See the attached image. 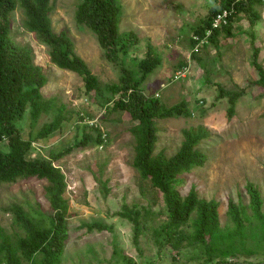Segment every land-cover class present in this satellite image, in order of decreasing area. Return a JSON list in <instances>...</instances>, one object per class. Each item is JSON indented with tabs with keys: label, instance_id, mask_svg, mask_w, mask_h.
Returning <instances> with one entry per match:
<instances>
[{
	"label": "rangeland",
	"instance_id": "1",
	"mask_svg": "<svg viewBox=\"0 0 264 264\" xmlns=\"http://www.w3.org/2000/svg\"><path fill=\"white\" fill-rule=\"evenodd\" d=\"M120 1L123 6L121 32L134 31L141 39L129 51L125 64L137 68V61L151 43L162 62L143 83L145 94L159 95L158 99L167 107L184 101L189 114L157 122L155 154L163 152L168 158L174 156L184 141V131L204 129L208 137L199 149L208 160L203 167H195L186 173L178 190L181 196H186L196 187L201 198L218 201L222 228L231 229L234 225L227 215L229 199L248 205L249 198L244 191L248 182L258 186L264 199V89L255 83L259 75L252 66L254 46L261 49L259 62L264 66V6L257 8V18L240 15L236 37L227 38L222 34L219 49L212 43L207 44L198 53L201 59L198 61L192 57L194 29L212 6H218L219 0ZM77 4L78 0H52L54 31L69 33L76 54L102 84L118 82L122 64L108 62L93 32L76 22ZM10 20L13 39L33 50L34 64L42 68L48 79L42 90L44 97L55 98L59 105L67 107L68 112L71 110L63 129L46 141L34 144L29 158L49 157L51 151L70 146L82 135L85 124L98 126L106 140L103 146L92 145L55 162L66 176L65 197L70 204V239L61 264H113L111 261L117 260L115 245L135 264H215L207 262L205 252L191 247L181 248L180 254L170 246L159 251L153 232L168 221V213L163 194L154 189L150 181H144L132 165L136 142L130 130L135 122L129 114L106 113V107L97 102L94 93L86 94L84 82L77 74L54 65L49 49L25 29L21 9L13 12ZM181 63H191V73L187 79L171 84ZM218 84L228 91L245 92L231 120L227 116L228 99L219 97ZM79 113L85 121H79ZM54 115H43L33 128L27 114L19 123L24 138L29 137L30 131H37L51 121ZM91 132L97 135L95 131ZM101 172L102 179L108 181L111 188L107 198L103 197L96 180ZM47 185V181L31 178L0 186V225L9 234H23L14 222V214L7 211L13 206L48 215ZM124 204L130 208H151L155 212L150 228L140 238V250L134 243L132 225L117 216L124 211ZM94 222L113 226L114 232L94 230L89 233L83 228V224ZM191 232L192 229L186 228L187 235ZM249 236L247 247L254 242ZM263 255L241 254L232 261L259 263L264 261ZM116 264L127 263L119 258Z\"/></svg>",
	"mask_w": 264,
	"mask_h": 264
},
{
	"label": "trees",
	"instance_id": "2",
	"mask_svg": "<svg viewBox=\"0 0 264 264\" xmlns=\"http://www.w3.org/2000/svg\"><path fill=\"white\" fill-rule=\"evenodd\" d=\"M233 1L219 0L218 6H212L206 17L199 22L194 34L205 35L217 13L229 8ZM263 6L261 0H247L238 4L229 24L215 31L209 43L219 49L222 34L234 38L233 24L239 20L240 15L257 18V8ZM18 8L24 13L25 29L35 34L49 49L54 65L77 74L84 82L86 94L94 93L97 102L106 107V113L129 114L135 122L130 130L136 142L132 165L144 181H150L152 187L163 194L168 213V221L153 232L159 251L163 252L170 246L180 254L181 248L191 247L205 252L207 262L215 264H243L232 260L241 254H264V199L254 183L248 182L244 187L249 198L248 205L228 200L227 215L234 227L226 230L221 225L218 201L201 198L196 187L186 196L179 193L178 187L184 182L183 176L195 167H203L208 160L207 155L199 149L202 141L208 137L204 129L191 128L184 131V141L174 156L168 158L163 152L155 154L157 122L189 114L184 101L167 107L158 98L145 94L143 83L162 62V58L155 55L154 50H158L151 43L147 45L144 56L137 61V68H129L125 64L129 51L141 39L134 31L121 32L123 6L120 0H78L75 11L76 22L93 32L105 59L114 65L122 64L119 81L107 85L102 84L87 63L76 54L69 33L54 31L52 0H0V186L31 178L47 181L45 194L50 204L48 215L38 211L26 212L22 206H13L7 210L14 214V222L23 234H9L0 225V264L62 263L70 239V204L65 197L68 187L66 176L55 162L74 151L92 145H105L100 128L85 124L82 135L70 146L60 151H51L49 157L29 158L34 144L46 141L63 129L65 122L70 119L68 113L71 110L68 112L67 107L59 105L55 98L44 97L42 90L48 79L42 68L34 64L33 50L19 45L13 39L10 15ZM192 43L196 45L193 39ZM253 50L252 66L259 75L255 83L264 89V66L259 62L261 49L254 46ZM197 55L192 53V57L201 61ZM184 65L181 63L178 67ZM218 87L219 97L228 99L227 116L231 120L245 92L228 91L220 84ZM51 113H55L51 121L44 123L37 131H30L29 137L24 138L19 123L27 114L35 128L43 115ZM79 121H85L80 113ZM91 131L97 135L94 136ZM96 180L103 197L107 198L111 188L108 181L102 179V172ZM123 209L117 216L132 225L134 243L140 250V238L150 228L155 212L151 208H130L125 204ZM83 228L89 233L94 230L114 232L113 226L101 222L83 224ZM186 228L192 229L188 235ZM249 235L254 242H250L247 247ZM115 247L116 262L122 258L127 264L133 263L119 252L118 246ZM244 264H264V261Z\"/></svg>",
	"mask_w": 264,
	"mask_h": 264
},
{
	"label": "built area",
	"instance_id": "3",
	"mask_svg": "<svg viewBox=\"0 0 264 264\" xmlns=\"http://www.w3.org/2000/svg\"><path fill=\"white\" fill-rule=\"evenodd\" d=\"M245 1L247 0H234L229 8L224 9L220 11L219 13H217V15L213 19L211 28L207 30L205 35L203 36L194 35L193 36V40L196 42V45L194 48L195 53L200 52L202 47L209 42L212 34L215 31L220 30L224 26H227L229 24L230 18L236 13V7L238 6V4L245 2ZM261 1L264 2V0H261ZM190 71H191L190 64L181 68L174 74L172 78V83H177V82L187 79V77L190 74Z\"/></svg>",
	"mask_w": 264,
	"mask_h": 264
},
{
	"label": "clouds",
	"instance_id": "4",
	"mask_svg": "<svg viewBox=\"0 0 264 264\" xmlns=\"http://www.w3.org/2000/svg\"><path fill=\"white\" fill-rule=\"evenodd\" d=\"M194 35H195V34L193 33V35H192V39H193V36H194ZM207 44H209V42H208ZM207 44L204 45L202 48H204L205 46H207ZM194 48H195V46H194ZM201 50H202V49H201ZM201 50H200V51H201ZM192 53H195V52H194V49H193V52H192ZM199 53H200V52H199ZM189 64L191 65V63H187V64L184 65L183 67H185V66H187V65H189ZM183 67H181V68H183ZM181 68H179L178 70H180ZM191 68H192V65H191ZM178 70H177V71H178ZM177 71H176V72H177ZM176 72H175V73H176ZM190 73H191V71H190ZM189 75H190V74H189ZM173 76H174V75H173ZM172 78H173V77H172ZM187 78H188V77H187ZM170 83H171V84H174V83H172V79H171V82H170ZM177 83H178V82H177ZM156 97L159 98V95L156 94ZM103 139H104V141L106 142V140H105L104 137H103ZM102 146H103V145H102ZM101 148H102V147H101Z\"/></svg>",
	"mask_w": 264,
	"mask_h": 264
},
{
	"label": "crops",
	"instance_id": "5",
	"mask_svg": "<svg viewBox=\"0 0 264 264\" xmlns=\"http://www.w3.org/2000/svg\"><path fill=\"white\" fill-rule=\"evenodd\" d=\"M238 21L239 20H237L236 22H234V24H233V26H234V29H233V33H234V38L236 37V35H237V33L239 32V31H237L238 30ZM199 25V24H198ZM198 25H197V27H198ZM196 28V27H195ZM195 32V31H194Z\"/></svg>",
	"mask_w": 264,
	"mask_h": 264
}]
</instances>
